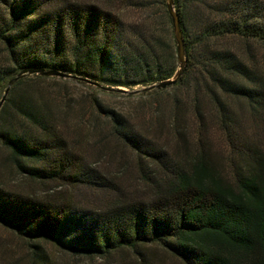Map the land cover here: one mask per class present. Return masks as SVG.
<instances>
[{
  "label": "trees",
  "instance_id": "obj_1",
  "mask_svg": "<svg viewBox=\"0 0 264 264\" xmlns=\"http://www.w3.org/2000/svg\"><path fill=\"white\" fill-rule=\"evenodd\" d=\"M128 2L138 13L130 28L118 13L97 5L0 0V41L11 64L0 71V81L7 83L20 71L34 68L108 87L152 85L173 77L179 68L166 0ZM175 6L187 53V68L177 84L192 71L213 81L221 71H242L229 51L216 48L218 38L241 34L264 40V27L258 23L262 0H175ZM36 78L47 79L34 74L16 84ZM221 85L251 97L246 87L226 80ZM17 107L39 130V135L24 128L1 131L0 140L21 171L40 180L100 184L87 169L75 171L65 139L50 130V119L30 93L20 94ZM117 130L147 152L143 137ZM250 157L247 168L235 167L230 182L202 155L192 170H174L150 201L109 210L32 199L0 187V224L27 240H47L75 255L104 256L158 244L186 264H264V161Z\"/></svg>",
  "mask_w": 264,
  "mask_h": 264
},
{
  "label": "rangeland",
  "instance_id": "obj_2",
  "mask_svg": "<svg viewBox=\"0 0 264 264\" xmlns=\"http://www.w3.org/2000/svg\"><path fill=\"white\" fill-rule=\"evenodd\" d=\"M60 1L112 10L128 28L137 19L129 0ZM0 11L4 12L1 6ZM258 21L264 27V10ZM215 43L217 49L229 51L237 59L241 72L221 71L213 81L192 71L179 84L139 93L132 91L150 85L117 87L130 91L124 92L57 76L40 75L47 79L25 81L30 83L16 81L0 108V134L24 128L39 135V130L17 111L20 94L30 93L50 119V130L65 139L75 171L87 169L100 184L32 178L16 166L0 140V187L32 199L109 210L150 201L174 170H192V164L202 155L230 182L235 167L247 168L249 155L250 159L257 156L264 161V40L234 34ZM173 53L178 69L176 42ZM10 66L8 52L0 41V71ZM223 80L250 89L251 97L226 89L221 85ZM7 86L8 82L0 81V101ZM117 116L121 123L116 121ZM118 128L143 137L147 152L139 151ZM0 264L186 263L158 244L139 250L123 248L104 256L75 255L47 240H27L0 224Z\"/></svg>",
  "mask_w": 264,
  "mask_h": 264
},
{
  "label": "water",
  "instance_id": "obj_3",
  "mask_svg": "<svg viewBox=\"0 0 264 264\" xmlns=\"http://www.w3.org/2000/svg\"><path fill=\"white\" fill-rule=\"evenodd\" d=\"M166 3H167V8H168L171 20H172L174 36H175V40L177 43V55H178L179 69L177 70V72L175 73V75L173 77L165 79L159 83H154V84H152L148 87H145L143 89L132 91L133 93H139L142 91L147 92V91H150L153 89H165V88L171 87V86L178 83V81L181 79V77L183 76V74L187 68V53H186V46H185V38H184L182 26H181V20H180L178 12L176 10L175 0H166ZM33 74L44 75V76H57V77H63V78H74V79L84 81L88 84L94 85V86L101 88V89H104V90H110V91H116L117 90V91L130 92L126 89L103 86L100 83L90 81L87 78H81V77L74 76V75L69 74V73L57 71L54 69H48V70H46L44 68L25 69V70H22L19 73H17V75L14 78L9 80L8 86L5 90V94L0 101V108L3 104V102L5 101L6 96L9 92L10 88L12 87V85L16 81H18L19 79L24 78L25 76H28V75H33Z\"/></svg>",
  "mask_w": 264,
  "mask_h": 264
}]
</instances>
